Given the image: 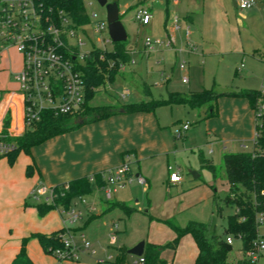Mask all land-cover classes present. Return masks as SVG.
<instances>
[{
    "label": "rangeland",
    "instance_id": "1",
    "mask_svg": "<svg viewBox=\"0 0 264 264\" xmlns=\"http://www.w3.org/2000/svg\"><path fill=\"white\" fill-rule=\"evenodd\" d=\"M199 1L201 3L204 1L205 14L191 10L192 12L188 14L193 16L194 21L193 23L188 21L186 24V20L183 19L186 13L176 11L174 6L177 0H153V2L152 0H118L120 20L128 36L124 46L130 51V64L123 76L119 74L112 83L98 88L97 94L90 103L92 105L125 101L128 103L132 101L131 97L139 101L148 99L161 101L168 99L173 93L189 94L203 89H214L217 93L259 91L264 77V60L261 58L263 55L258 54L256 47L258 44L261 46L263 44L264 27L254 25L255 19L259 20V16L255 15L245 20L243 11L234 7L233 0ZM257 1L260 5V0ZM85 6L90 22L77 28L76 38L70 40L71 44H76V39L80 38L85 43L81 47V53L89 52L93 48L113 49V43L108 42L110 40L108 31L98 33L94 30L98 22H106V8L101 7L97 0H85ZM148 6L151 9V20L148 25H141L136 20L137 9ZM252 9L254 10V7ZM167 13L170 14L169 19ZM180 30H183L182 38L179 35ZM171 31L176 33V41L168 46L167 42L173 39L172 36L174 37L173 34L168 37ZM191 31L201 32L203 42L190 41L187 33ZM147 39L153 43L160 41L163 44L154 45L153 49L149 50L145 47ZM4 55L8 61L4 78H7L10 90H18V83L13 78L21 70L23 57L14 45L5 49L2 56ZM130 72L141 78L128 77ZM185 77L188 79L187 83L183 82ZM144 83L148 87L149 97L143 92ZM125 90H128V94L122 99ZM136 95L141 98H137ZM229 100L248 102L246 98L240 96H223L214 105L215 114L218 110L216 117L209 115L207 104L195 109L182 105H161L155 108L158 117L169 123L166 124L165 130L170 135L173 150L161 161H154L147 171L141 169L140 172L136 166H132V181L122 188H117L118 192L132 189V194L127 196L126 205L136 211L130 214L120 207L111 208V203L116 198L106 200L102 192L96 191L97 199L86 198L88 204L96 202V211L88 213L86 207L75 200L71 204V210L81 211L82 217L73 224L65 223L63 219L66 216L62 209H53L45 215L39 214L37 206L46 202L51 190L45 188L48 190L47 194L39 197V191L43 187H36L27 199V209L35 214V218L28 217L29 221L39 228V233L51 234L57 229L70 228L73 242L78 248V258L77 260L58 259L52 254L45 253L37 239L29 236L28 244L31 247L29 254L33 262L35 264H109L115 259V250L127 246L129 239L136 238L139 230L147 234L148 222L152 217L160 218L167 213L169 206L161 204L166 198L167 190L174 194L180 189L188 190L195 186L209 193L213 192L209 186L215 184L217 204L212 199L204 201L198 207L178 214L173 222L184 225L189 221L209 223L210 231L222 236L228 216L234 214L236 210L234 206L225 203L228 184L223 154L230 151L252 153L253 132L256 128L253 112L252 126L248 130L251 131L252 137L237 144L235 151L232 145L228 150H223L218 140L224 137L233 138L237 127L229 106L225 104ZM222 101L225 103L222 104ZM75 123L76 118H72L69 125L77 126ZM181 123H189L190 130L184 134V137L186 136L184 139L177 140L175 133ZM201 155L213 161L216 167L215 175L201 166ZM21 156L24 157L25 153L20 152L17 158ZM168 167L180 172L184 179L182 186L167 187ZM191 172L200 175L199 178H194ZM139 173L149 182L141 183L136 177ZM47 204L50 205L51 201ZM99 214L102 215L98 217ZM93 216L95 218L92 219ZM82 235L91 246L89 251H85L81 246ZM259 237L264 241V223L259 226ZM241 245L240 239H233L231 253L236 257L241 256ZM230 260L233 263L236 259L231 256ZM260 264H264V259Z\"/></svg>",
    "mask_w": 264,
    "mask_h": 264
},
{
    "label": "crops",
    "instance_id": "2",
    "mask_svg": "<svg viewBox=\"0 0 264 264\" xmlns=\"http://www.w3.org/2000/svg\"><path fill=\"white\" fill-rule=\"evenodd\" d=\"M175 3L174 6H176V11L179 10L180 12L186 13V16H183V19L186 20V24L188 21H190V23L194 21L193 16L188 13L200 11L202 14H205L206 12L204 1L201 3L199 0H184L183 2L177 0ZM257 3L258 1L256 0V7L255 5L253 6L254 10L252 7L250 8L252 11H248L249 9L241 11H243L245 20L258 15L259 20L255 19L254 25L258 27L259 25H263L264 27V1L260 0V5ZM234 4L236 6L235 0H233V5ZM235 8H237V6ZM140 9H147L149 12L151 10L149 6L147 8L141 7L137 9V11ZM167 18H170L169 13H167ZM200 33L199 31H191L187 33V35L190 41L202 43L203 41H201L202 37ZM179 35L182 38L183 30L179 31ZM171 36L173 39L170 40L173 43V41H176V33L171 31L168 37L170 38ZM262 37L264 38V35ZM256 47L258 49V54L263 55V57H261V55H259V57L264 60V39L262 46L258 44ZM127 51L130 56V51ZM0 58H2L0 60V91H14L10 90L9 82L7 78H4V74L7 73L5 71H7L8 61L5 55ZM129 64L130 63L123 65L116 77L119 74L123 76ZM130 73L128 77L141 78L133 72ZM260 76H262V73H260ZM125 91L128 92V90ZM143 92L149 97V90L145 83ZM136 97L141 98L139 95H136ZM220 99L221 97L217 102ZM131 100L132 101L128 103L126 101L123 103L110 102L105 105H92L90 103L93 107H111V115L102 119L97 117L96 120L92 121H87V119L84 118H76L75 125H77V127L74 130L64 135L54 137L44 144L32 148L30 155L25 154L24 157H18L14 164H10L6 157L0 159V264H11L20 252L23 240L32 234L39 233V228L34 226L28 219L29 216L35 218V214L27 209V199L36 187L42 186L43 188L52 190L58 185L67 184L76 179L95 175L106 176L123 162L130 163L131 169L132 166H136L140 172H142L143 169L147 171L154 161H161L169 152H172V141L170 135L165 130L166 124L169 123L165 120L162 121L155 111L136 114H127L123 112L121 108L124 104L143 102L135 99V97H131ZM144 101L147 102L150 101V99ZM217 102L215 104H217ZM224 103L225 102L222 101V104ZM225 104L229 106V110H231V114H233V120L236 122L237 127L233 138L227 139L224 137V139L220 138L218 141L220 145L223 146L224 151L228 150L231 145L235 151L237 149V144L239 145L245 142L246 139L252 137L251 131L248 130L252 126L254 111L249 101L247 102L246 100H229V102ZM207 105L209 114H214V105ZM216 112V115L212 117L218 116V110H216ZM255 136L256 130L253 132V144ZM211 152L213 153V151ZM229 153L236 152L230 151ZM225 154L228 153L225 152L223 156ZM201 159L213 163L212 160L205 159L202 155L200 156V163ZM30 164H35L37 170L28 177L26 175V169ZM199 176L200 175H196L194 178H199ZM136 177H141L145 179L146 182H149L145 177L141 176V173L137 174ZM183 182V177L182 182L179 184L170 183L168 178L167 187L182 186ZM209 187L213 190V192H209L211 195L203 188L197 186L191 187L188 190L180 189L174 194L167 190L166 198L163 199L161 203L169 206L167 213L163 216L160 215V218L152 217V220L148 222L147 234L145 231L142 232L139 230L136 238L132 237L129 239L127 246L119 247L115 250V259L109 262V264H137L140 257L129 255L128 250L135 247L140 242L145 243L144 251L148 245L163 247L172 243L177 235L168 222L176 227H185L190 221L186 225H184V223L173 222L178 214L188 209H194L202 202L210 199L215 202V192H217L215 184H211ZM229 189L230 186L228 184V193ZM96 191L97 189H94V195L92 194L93 197H96ZM131 194L132 189L120 192L116 190L111 196V200L113 199L112 197L116 198V200L111 203V208L117 204H122L131 208L126 205L127 196ZM95 199H97V197ZM93 204L95 205L96 202ZM131 209L136 211L134 208ZM101 215L102 214H99L98 217ZM93 217L95 218V216ZM59 230L61 229H57L56 231ZM224 232L222 235L223 238H225ZM258 238H260L259 229ZM29 248L31 249L27 242L26 252L32 260L29 254ZM159 252L160 259L166 264H195L199 253L193 237L189 234L184 235L179 240L176 248H160ZM231 256L236 259L233 263L244 259L242 251L240 257H236L230 252V257ZM262 259H264V257H261L257 264H260Z\"/></svg>",
    "mask_w": 264,
    "mask_h": 264
},
{
    "label": "trees",
    "instance_id": "3",
    "mask_svg": "<svg viewBox=\"0 0 264 264\" xmlns=\"http://www.w3.org/2000/svg\"><path fill=\"white\" fill-rule=\"evenodd\" d=\"M112 1L118 0H110V2ZM35 2L43 16L52 22L59 23V17H64L71 21L74 28H79L90 22L85 0H35ZM128 63H130V56L124 42L113 43L111 50L93 48L89 52L85 64L77 67L82 73L85 85L84 105L77 112L69 115L44 112L41 119L33 123L23 135L10 138V141L16 145V149L6 156L9 163L14 164L20 152L30 155L32 148L74 130L77 126L69 125L72 118H84L87 121H92L97 117L100 119L109 117L111 107H93L90 102L97 94L98 88L112 83L121 66ZM223 96L244 97L249 101L253 111L260 99L264 102V97L259 91L217 93L214 89H203L189 94L173 93L169 95L168 99L161 101L150 100L124 104L121 109L127 114L153 112L156 107L161 105H182L195 109L206 104L213 106ZM209 115L212 117L216 114L210 113ZM8 125L9 120L6 122V127ZM255 130L256 138L252 153H228L223 156L226 178L230 186L225 203L236 209L235 213L227 218L225 238L212 233L209 223L190 221L185 227H176L168 222L176 232V239L163 247L148 245L142 256L145 260L144 264H166L160 259L159 249L176 248L179 240L188 234L193 237L199 251L195 264H251L245 259L236 263L229 261L228 255L232 251V245L227 243L226 238L232 236L234 239H240L243 254L252 250L258 239V220L260 215H264V114L256 122ZM201 165L215 175L216 167L211 161L201 159ZM36 170L35 164H30L26 169V175L30 177ZM94 179V183L90 182L89 177H84L54 187L53 202L50 205L46 202L38 205L39 214L45 215L58 208L64 211L70 210L73 201L83 196L92 195L96 187L104 185L102 175H95ZM66 185L68 190H65ZM215 204H217L216 200ZM114 206L120 207L127 214L134 211L122 204ZM64 234H66V230L61 229L50 235L35 233L30 237L38 240L45 253L51 254L53 249L63 247L62 237ZM28 240L29 238L23 240L22 248L11 264H34L26 252Z\"/></svg>",
    "mask_w": 264,
    "mask_h": 264
},
{
    "label": "built area",
    "instance_id": "4",
    "mask_svg": "<svg viewBox=\"0 0 264 264\" xmlns=\"http://www.w3.org/2000/svg\"><path fill=\"white\" fill-rule=\"evenodd\" d=\"M235 1L240 10L250 9L256 4V0ZM136 20L141 25H148L151 20L150 12L147 9L138 10ZM76 30L77 28H74L67 18L59 17V23H56L44 17L35 0H0V57L10 45L16 46L23 57L21 70L14 76L18 90L0 91V159L16 149L10 138L23 135L33 123L41 119L44 112L69 115L84 105L85 85L82 73L77 67L85 64L90 51L81 53V47L85 43L80 38L76 39V44H71L70 40L76 38ZM94 30L98 33L106 31L107 23L98 22ZM162 44L160 41L153 43L149 39L145 41V47L149 50L153 49L154 45ZM171 44V40L167 42L168 46ZM183 82L187 83L188 79L185 77ZM259 93L264 97V77ZM127 94L125 91L122 99H125ZM254 113L257 122L264 114V102L261 99L257 102ZM7 120L9 125L6 127ZM189 129V123L182 124L175 133V138L177 140L184 138ZM168 171L170 183L182 182L179 171H173L171 167H168ZM102 178L104 185L95 189L102 192L106 200H110L117 188H122L132 181L131 165L123 162L106 176L102 175ZM89 179L94 183V176ZM138 180L145 183V179L141 177ZM65 190H68L67 185ZM47 192V189L42 188L38 196H44ZM93 195L77 199L90 214L96 209L93 203H87L86 198ZM53 199L52 189L46 202L52 203ZM62 212L66 216L63 219L65 223L73 224L82 217L81 211L70 209ZM263 223L264 215H260L258 225ZM65 230L66 234L62 237L63 247L53 249L51 254L61 260H77L78 248L73 242L70 229ZM233 239L232 236H228L226 241L232 245ZM81 246L85 251L91 249L84 236L81 237ZM261 257H264V241L258 238L252 250L244 254V259L251 264H257ZM144 262V258L140 257L137 264Z\"/></svg>",
    "mask_w": 264,
    "mask_h": 264
},
{
    "label": "water",
    "instance_id": "5",
    "mask_svg": "<svg viewBox=\"0 0 264 264\" xmlns=\"http://www.w3.org/2000/svg\"><path fill=\"white\" fill-rule=\"evenodd\" d=\"M101 7L106 8V23L107 31L109 34L110 41L112 43H121L128 40L126 30L120 20V13L117 1L110 2L109 0H97ZM235 6V4H234ZM236 7V6H235ZM196 177V173L191 172ZM145 243L140 242L135 247L128 250V254L136 257H142L144 253Z\"/></svg>",
    "mask_w": 264,
    "mask_h": 264
}]
</instances>
